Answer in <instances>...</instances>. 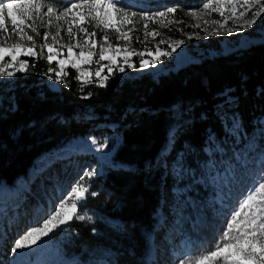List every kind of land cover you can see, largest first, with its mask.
I'll return each instance as SVG.
<instances>
[{
    "label": "trees",
    "instance_id": "obj_1",
    "mask_svg": "<svg viewBox=\"0 0 264 264\" xmlns=\"http://www.w3.org/2000/svg\"><path fill=\"white\" fill-rule=\"evenodd\" d=\"M175 1L180 0H169L170 6H175ZM184 1L190 2L191 8L198 3ZM180 19L182 23L173 28L186 36L185 31L192 29L191 21L184 12H180ZM132 35L142 41L140 32ZM214 40L213 46H218V39ZM132 43L137 51L148 49L135 39ZM26 59L35 66L19 76L4 97L0 95V181L14 183L27 172L35 157L74 136L112 131L110 122L116 124L123 137L116 149V160L132 164L110 167L105 175L91 180V191L99 195L88 196L78 209L81 213L101 209L122 222L114 224L104 216L92 223L70 222L66 233L73 239L65 245L73 255L84 249L104 248L118 253L119 264L142 262L147 247L145 232L156 228L158 210L163 209L165 227L171 221L168 205L177 181L169 171L171 159L183 149L188 165L206 160L209 154L204 146L209 134L225 153L233 152L230 142L235 136L225 128L222 110L229 117L238 113L243 124L239 130L248 136L257 132V143L264 145L257 123L264 116V41L229 53L206 55L158 76L149 68L136 76L113 77L106 87L93 83L81 88L74 79L76 71L69 66L67 86L60 83L61 90H55L41 75L48 68L45 60ZM135 61L138 66L140 57L136 56ZM226 92L238 98L235 107L226 105ZM87 110L93 114L85 116ZM99 122L104 126H96ZM173 125H178L175 144L165 158L166 166L161 167L158 154ZM199 188L205 195L207 189L201 183Z\"/></svg>",
    "mask_w": 264,
    "mask_h": 264
},
{
    "label": "rangeland",
    "instance_id": "obj_2",
    "mask_svg": "<svg viewBox=\"0 0 264 264\" xmlns=\"http://www.w3.org/2000/svg\"><path fill=\"white\" fill-rule=\"evenodd\" d=\"M4 2H9V0H4ZM54 2L57 5H62L64 0ZM72 2L77 3L79 0H72ZM206 2H208V0H198V3H194L191 8L189 7L190 2L188 3L184 0L173 2L175 6H170L172 2H169V0H124V4L134 3L137 5V7L130 9V11L135 12L148 11L152 13L166 10L168 7L178 6V10L174 16L168 19L181 21L180 12H184L191 21L192 29L185 31V36L174 30L173 27L176 25L175 23L171 25V30H169L161 25L149 22V31L154 29L158 30L160 36H157L155 40L149 37L148 42L146 44L144 43L148 49H151L150 52H144V59H149L157 55L156 44L160 39L165 40V46L161 45L162 48H167L169 43L176 40H184L185 43L173 52L172 56L161 58L158 64L154 66L150 65L146 69H140L138 66L136 68H128L127 65H123L125 71L121 73L114 68L115 75L111 78L117 77L118 79H123L125 77L136 76L149 68L154 70L156 76H158L169 70H176L192 62L199 61L206 55L229 53L238 48L247 47L252 43L264 41V15H262L251 28H246L242 32L232 33H229L227 27L220 28L218 25L212 23L213 20L221 19L217 13H212L211 15L202 13L201 19L199 20L191 18L188 15L189 9H198ZM205 21H207V23H205ZM112 22H118L115 15L112 17ZM193 24H199L200 27L195 28L192 26ZM231 24L232 21L229 20L228 25L231 26ZM127 27H131V25ZM136 28V32H140L143 40L144 30L142 23L137 24ZM205 28L207 31H204ZM89 31H92L91 27H89ZM42 32L43 30H41V34ZM189 33H198L199 36L197 38L196 35H193L192 39H188ZM209 33L212 34L209 35ZM62 35H64L63 32ZM101 35L102 33L98 31V41ZM110 38L113 43L116 42L114 34L111 35ZM215 38L218 39V46H213L212 44L215 42ZM37 41L38 43L42 42L38 37ZM63 42H67L66 35ZM203 43H206V45ZM132 49H134L133 43L129 51ZM53 51H56L55 47ZM74 51L78 52L79 49H74ZM127 54L128 53L125 52L117 53L116 63L120 64L122 57ZM106 55H112V53H107ZM66 56L67 51L64 50L57 59L65 58ZM135 57L136 55L131 56V62L134 64H136ZM21 58L26 59L24 56H21ZM94 59H98V57H94ZM53 63H56V61L54 60ZM102 63L107 64V60ZM84 67L90 71H94L96 65L93 64L91 68L87 65ZM23 74L24 73H18L15 77H0L1 97H4L5 93L9 91V86L14 84L15 80ZM102 75H107V68L103 70ZM48 84L55 90H61V85L58 81L49 80ZM6 98L10 100L8 95H6ZM222 103L223 102L220 104ZM224 112L225 110H222L225 128L230 134L235 136L230 142L231 149L233 150L232 153H225V149L217 144L212 134L210 138L209 134L208 140L204 146V149L209 154L206 160H196L197 165H188L184 160V154L182 153L183 149H180L177 155L171 159L169 171L177 179L173 185L174 196L168 205V214L170 215L171 221L167 227H165L164 221L166 218L164 216V218L161 217L163 209L160 208L158 210V219L155 224L156 229L145 232L147 233L146 238L148 245L146 256H153L155 264H175V260L182 254L187 253L188 255H194L200 251L202 246L207 247L211 245L218 235V230L223 224V219L217 214V210L220 208L219 201L223 198L228 200L230 205L238 201L242 190H245L251 183V177L260 171L261 162L264 161V145L257 143L256 136L258 133L254 132L252 136H248L247 133H243L241 130L237 131V129L231 126V122L224 119ZM92 114V110L84 112L85 116H90ZM115 125L116 124L112 122L108 123V127L113 129L112 131L103 132V130H97L95 132L74 136L45 150L38 155V157H35L32 164L27 169V172L19 176L15 181L16 184L11 186V190L20 192L16 197L2 200L1 198L7 196H2L3 190L6 188V183L4 180L0 181V189H2V191H0V206L5 207L6 219L13 220L11 227L6 226L3 229L6 236H13L12 229H15L16 224H18L17 219H27L28 223L30 221V223L34 224L33 226H38L36 222L38 220L42 222V219L47 218V215L50 214L49 209L52 208L54 210L53 205L56 199L63 198V196L67 195L71 190V186L76 183L80 176L85 175V169L97 170L93 177H86L85 182L90 185L93 178L98 175H105L110 167L119 165L124 167L132 166V164L121 163L116 160V149L122 140V134L117 131ZM96 126L103 127L104 124L99 122ZM177 130L178 125H173L171 127L170 132L174 131L175 136L173 138L169 133L165 146L158 154V159L162 161L160 164L161 167L166 166L165 158L171 153L174 147ZM92 138H94L97 143L107 141L109 144L108 148L100 150L95 147L92 143ZM64 149H66L64 153L59 152ZM53 155L55 156L50 160ZM40 159L45 160L40 164ZM233 176L235 177L234 180L232 179ZM23 177H25V180L22 182ZM180 180L184 182H179ZM200 183L203 188L207 189L204 192L205 195L201 193L199 188ZM7 187H9V185H7ZM229 197L231 198L230 200ZM78 211L80 214H87L92 217L90 222L87 221L88 223L94 222L95 219L100 216L106 217L114 224L122 222L121 219L110 217L101 209L96 211L86 210L84 213H81L79 209ZM32 217L34 220H28ZM160 218L163 219L161 220ZM68 225L56 231L55 235L51 236L53 239L58 238L59 240L53 245H50L61 249L59 250L61 253L63 252V245L66 249L65 243L67 244L69 239H73L72 234L66 233ZM22 226H25L24 223ZM21 230L25 231L24 229ZM152 241H155L157 248L155 254L152 253ZM84 250L85 251L81 253L84 255V262H82V264H119L118 253L113 250H105L104 248H90ZM46 251L47 250H44L42 253ZM9 254L8 252V255ZM11 255L9 259L13 257V255ZM74 258L78 257L74 256ZM0 264H4V262H0Z\"/></svg>",
    "mask_w": 264,
    "mask_h": 264
},
{
    "label": "snow or ice",
    "instance_id": "obj_3",
    "mask_svg": "<svg viewBox=\"0 0 264 264\" xmlns=\"http://www.w3.org/2000/svg\"><path fill=\"white\" fill-rule=\"evenodd\" d=\"M134 7L137 5L124 4V0H79L77 3L64 0L62 5H57L54 0H0V77H15L18 73L27 72L34 67V64H29L28 59L21 58L24 56L35 60L44 59L48 68L41 75L49 80L67 86V68L70 66L76 71L74 79L80 82L81 88L92 83L106 87L110 78L115 75L114 68L123 73V65L128 68L137 67L131 62V56H139L138 67L146 69L150 65L158 64L161 58L172 56L185 43L184 40H176L169 43L167 48H162L165 40L160 39L156 44L157 55L149 59H144V52L135 49L129 51L134 39L146 44L149 37L155 40L160 36L158 30L149 31V22L169 30L173 23H182L180 20L168 19L174 16L178 6L152 13L130 11ZM202 13L219 14L221 19L213 20L212 23L220 28L227 27L229 33L242 32L251 28L264 15V0H208L202 7L188 11V15L196 20L201 19ZM113 15L117 18V23L112 22ZM229 20L232 21L231 26L228 25ZM140 23L144 30L142 41L139 36L132 35L137 30L136 25ZM128 25L131 27H127ZM192 26L200 27L199 24ZM89 27L93 30L89 31ZM177 30L183 31L182 28ZM97 31L102 33L99 41ZM113 34L115 43L110 38ZM65 35L66 43L63 42ZM193 35L197 38L199 36L198 33H189L188 39H192ZM37 37L42 40L41 43H38ZM54 47L56 51H53ZM74 49L79 51L75 52ZM64 50L67 51V56L57 59ZM146 51L150 52L151 49ZM120 52L128 54L117 64L116 54ZM107 53L112 55H106ZM105 60L107 64L102 63ZM93 64L96 65L94 71L84 67L87 65L91 68ZM105 68L107 75H102ZM225 96L228 107L238 104V98L228 95L227 92ZM224 119L230 120L231 126L237 131L243 127L238 113L233 112L231 117L225 114ZM257 123L261 135L264 136V116L258 118ZM170 136L174 138L175 132H170ZM92 143L100 150L109 146L107 141L97 143L94 138ZM96 172V169H85V175L80 176L67 195L54 205V210L49 209L47 218L42 219V222L37 221L38 226L27 228L23 235L14 240L12 252L25 255L27 253L23 250H39L46 243V239H51L56 231L73 220L90 222L92 217L80 214L78 205L85 202L88 196L99 195L96 191H91L90 185L85 182L86 177L91 178ZM219 203L217 214L223 219V224L214 242L207 247L202 246L194 255L182 254L175 260V264H264V161L261 162L260 171L251 177V183L242 190L238 201L230 205L228 200L221 198ZM12 224L13 220L6 219V210L0 206V239L6 235L3 229L6 226L11 227ZM92 231L95 232L96 229L92 228ZM150 264H155V261H150Z\"/></svg>",
    "mask_w": 264,
    "mask_h": 264
},
{
    "label": "bare ground",
    "instance_id": "obj_4",
    "mask_svg": "<svg viewBox=\"0 0 264 264\" xmlns=\"http://www.w3.org/2000/svg\"><path fill=\"white\" fill-rule=\"evenodd\" d=\"M65 150L66 149H64L63 151H59L60 153H64L65 152ZM58 152V153H59ZM55 155H53V156H51V158H50V160L54 157ZM49 158V157H48ZM44 160L45 159H40L39 160V163L41 164V163H43L44 162ZM22 182H23V180H22ZM21 183V182H20ZM25 184V183H24ZM22 185V184H21ZM4 190H6L7 191V198L9 199V198H11L12 197V194H13V190H11V188H9V187H7V184H6V188L4 189ZM23 190V189H22ZM21 190V191H22ZM60 199H62V198H57L56 199V201H55V203H54V205H57L58 203H59V200ZM8 201V200H7ZM54 205H53V207H54ZM5 208V207H4ZM9 214V213H8ZM27 217V216H26ZM7 218V217H6ZM40 219V218H39ZM18 221V224H16V227H15V229H12V233H13V236H4L2 239H0L1 240V245H0V262L1 263H3L4 262V264H8V262H9V257H10V255L13 253L12 252V247H14V240L15 239H18L21 235H23L24 234V232L25 231H22L21 229H24V230H26L27 228H29V227H32L34 224L33 223H30V221H29V223H28V221H27V219L25 220V219H17ZM22 221H24V222H22ZM39 221V220H38ZM24 223V225L25 226H22V224ZM52 238V237H51ZM7 241V242H6ZM50 241H51V239H48V240H46V243L44 244V245H42L41 246V248L39 249L40 251H44V250H47L45 253H43V254H47V255H49V256H51V257H55V262H54V264H65L64 262H62L61 260H58V258L57 257H60V255H62L65 251H63L62 253L59 251V250H61V249H59L58 247H56V246H51L50 245ZM6 242V243H5ZM4 248H5V250H4ZM38 250H36L35 252H37ZM8 252L10 253L9 255H8ZM24 252H27V250L26 251H24ZM3 255H5V256H3ZM13 255V259L15 258V253H13L12 254ZM11 255V256H12ZM4 257V258H3ZM17 257H19V256H17ZM21 258H20V260H18V263H14V264H29V263H26V262H24L23 261V259H24V255H21L20 256ZM61 258V257H60ZM13 262H14V260H13Z\"/></svg>",
    "mask_w": 264,
    "mask_h": 264
}]
</instances>
